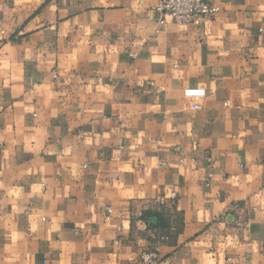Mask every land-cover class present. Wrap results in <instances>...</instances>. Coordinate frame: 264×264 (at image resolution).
<instances>
[{"label": "crops", "instance_id": "crops-1", "mask_svg": "<svg viewBox=\"0 0 264 264\" xmlns=\"http://www.w3.org/2000/svg\"><path fill=\"white\" fill-rule=\"evenodd\" d=\"M213 2L0 0V264H264V0Z\"/></svg>", "mask_w": 264, "mask_h": 264}, {"label": "built area", "instance_id": "built-area-1", "mask_svg": "<svg viewBox=\"0 0 264 264\" xmlns=\"http://www.w3.org/2000/svg\"><path fill=\"white\" fill-rule=\"evenodd\" d=\"M220 11L213 0H158L154 7L156 20L160 24L172 21L178 25L201 26L206 25ZM204 89H188L186 95L189 97L205 96ZM176 193H172V198ZM108 212L111 209L108 208ZM131 261H138L140 264H160L161 257L158 249L142 252L137 258ZM44 264H49L48 262Z\"/></svg>", "mask_w": 264, "mask_h": 264}]
</instances>
